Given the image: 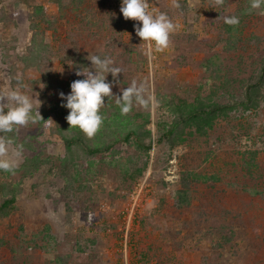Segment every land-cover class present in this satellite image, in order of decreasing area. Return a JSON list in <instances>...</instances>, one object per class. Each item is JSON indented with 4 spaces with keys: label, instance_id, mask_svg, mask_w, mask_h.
<instances>
[{
    "label": "rangeland",
    "instance_id": "374dc122",
    "mask_svg": "<svg viewBox=\"0 0 264 264\" xmlns=\"http://www.w3.org/2000/svg\"><path fill=\"white\" fill-rule=\"evenodd\" d=\"M249 4L148 0L177 25L155 52L121 0H0V93L22 85L48 120L0 133L21 150L14 170H0V206L15 199L0 212V264H264V84L249 91L264 15ZM230 15L239 22L225 24ZM88 55L123 69L119 83L107 76L115 96L135 80L153 98L121 115L105 97L92 137L70 128L58 96L83 79ZM218 105L231 108L158 143Z\"/></svg>",
    "mask_w": 264,
    "mask_h": 264
},
{
    "label": "clouds",
    "instance_id": "9594fccd",
    "mask_svg": "<svg viewBox=\"0 0 264 264\" xmlns=\"http://www.w3.org/2000/svg\"><path fill=\"white\" fill-rule=\"evenodd\" d=\"M173 6L179 7L175 2ZM249 7L257 14L264 15V0H250ZM120 12L125 20L137 22L133 25L135 34L148 45L149 51L162 52L169 47L170 35L177 25L164 12H150L148 0H121ZM223 21L235 25L239 18L235 15L224 16ZM87 59L91 62V68L80 66L75 72L77 77L83 79L72 81L70 92H60L58 96L62 101L61 107L68 110L65 119L70 128H77L87 137H92L104 121L100 109L105 105V97L115 98L121 115L129 113L134 104L148 107L153 98L146 95V85L143 82L137 84L135 80L121 89L120 96H115L112 93L114 85L107 81V76L111 74L113 81L119 83L117 77L123 69L107 55H88ZM21 87L18 84L0 93V133L12 132L16 127L34 124L38 120L48 121L41 117L38 109L34 110L32 98L22 92ZM20 156L21 150L11 147L8 138L0 136V170H14Z\"/></svg>",
    "mask_w": 264,
    "mask_h": 264
},
{
    "label": "trees",
    "instance_id": "16d2710c",
    "mask_svg": "<svg viewBox=\"0 0 264 264\" xmlns=\"http://www.w3.org/2000/svg\"><path fill=\"white\" fill-rule=\"evenodd\" d=\"M36 10H37V13L39 15L43 13V8L42 7H37ZM81 19H83V17ZM263 84H264V64L261 67L260 73H259V75L257 77V81L255 83H253L252 85H249V91H251L253 89H258ZM247 102L248 103L250 102L249 98L246 100V104H247ZM227 108H231L230 105H218L216 107H213L212 109L201 108V109H195V110L191 111L187 116L180 118L178 121H175L173 123L172 128L169 129L168 132L162 136L163 138L162 137L159 138L158 143H162L165 137L173 135L174 131L178 128V126L183 125V124H185L186 122H189V121L199 120L201 118H204L205 116L207 118H214L215 116L218 115V112H223ZM111 149L112 148H110L109 146L106 149H102L100 147H95V148L91 147V148H89L88 153L90 155H97V154L103 152V150L109 151ZM150 149H151V144L150 143L148 145H145V150L147 152H149ZM126 172L128 173L129 170L127 169ZM14 200H15L14 198L5 200L4 203L0 206V212H2L3 210H6L9 206L14 204ZM180 200L182 202H185L186 199H185L184 196H182V198Z\"/></svg>",
    "mask_w": 264,
    "mask_h": 264
},
{
    "label": "crops",
    "instance_id": "0c3cea01",
    "mask_svg": "<svg viewBox=\"0 0 264 264\" xmlns=\"http://www.w3.org/2000/svg\"><path fill=\"white\" fill-rule=\"evenodd\" d=\"M248 11H246V13H247Z\"/></svg>",
    "mask_w": 264,
    "mask_h": 264
}]
</instances>
